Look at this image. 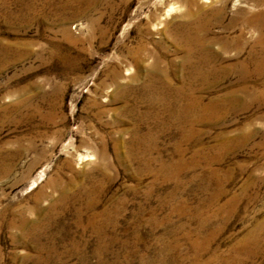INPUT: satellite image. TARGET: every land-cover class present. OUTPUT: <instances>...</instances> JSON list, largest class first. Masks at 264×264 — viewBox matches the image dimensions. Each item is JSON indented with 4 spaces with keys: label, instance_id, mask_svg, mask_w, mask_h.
Instances as JSON below:
<instances>
[{
    "label": "rangeland",
    "instance_id": "obj_1",
    "mask_svg": "<svg viewBox=\"0 0 264 264\" xmlns=\"http://www.w3.org/2000/svg\"><path fill=\"white\" fill-rule=\"evenodd\" d=\"M0 264H264V0H0Z\"/></svg>",
    "mask_w": 264,
    "mask_h": 264
},
{
    "label": "bare ground",
    "instance_id": "obj_2",
    "mask_svg": "<svg viewBox=\"0 0 264 264\" xmlns=\"http://www.w3.org/2000/svg\"><path fill=\"white\" fill-rule=\"evenodd\" d=\"M261 39V38H260ZM258 61V60H257ZM255 62V61H254ZM254 62H252V63H254ZM259 62V61H258ZM260 63V62H259ZM255 64V63H254ZM258 65V64H257ZM256 66V65H255ZM259 67V66H258ZM254 69H256L257 71L259 70V68H254ZM256 72V71H255ZM260 72V71H259ZM259 74V73H258ZM87 157V156H86ZM83 159V158H82ZM81 159V160H82ZM88 159V158H87ZM161 171V170H160ZM94 199V198H93ZM103 215V214H102ZM101 215V216H102ZM96 218H97V216H95ZM103 217V216H102ZM98 219V218H97ZM92 224V223H91ZM94 225V224H93ZM100 225V224H99ZM102 225V224H101ZM95 226H97V225H95ZM95 226H93V227H95Z\"/></svg>",
    "mask_w": 264,
    "mask_h": 264
}]
</instances>
